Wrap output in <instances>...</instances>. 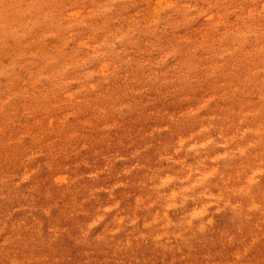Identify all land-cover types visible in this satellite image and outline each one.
Listing matches in <instances>:
<instances>
[{"label": "rangeland", "instance_id": "rangeland-1", "mask_svg": "<svg viewBox=\"0 0 264 264\" xmlns=\"http://www.w3.org/2000/svg\"><path fill=\"white\" fill-rule=\"evenodd\" d=\"M15 1L0 0V176L52 193L45 204L29 200L24 227L69 207L71 218L56 227L79 224L70 237L90 252V264L104 250L112 257L101 264H129L118 245L130 247L125 234L146 230L142 208L172 217L146 181L154 167L177 165L172 154L184 157L190 142L202 161L180 177L169 171L162 182L172 200L186 197L195 206L197 229L187 238L166 232L161 241L155 233L151 243L147 230L135 242L163 243L187 263L197 256L200 264H264V0H84L63 11L45 0H19L15 11ZM186 121L197 122L189 133ZM229 145L241 160H230ZM257 152L259 162L246 159ZM152 153L163 161L155 164ZM109 169L113 179L100 183ZM81 172L97 183L72 192ZM254 190L261 192L256 199ZM85 200L88 220L80 211ZM10 207L11 214L19 209ZM67 244L50 259L30 250L31 264H74ZM143 259L165 264L156 255Z\"/></svg>", "mask_w": 264, "mask_h": 264}, {"label": "bare ground", "instance_id": "bare-ground-1", "mask_svg": "<svg viewBox=\"0 0 264 264\" xmlns=\"http://www.w3.org/2000/svg\"><path fill=\"white\" fill-rule=\"evenodd\" d=\"M65 1V2H64ZM79 1L84 0H45L44 4L47 6H53L55 9L58 10H64V4H67L69 7L70 6H76ZM93 2H96L100 4L97 0H93ZM160 2L161 0H152V5ZM165 2V1H164ZM43 5V4H42ZM167 5V4H166ZM171 5V4H170ZM17 6V8H15ZM150 6V12H153L154 8ZM154 7V6H153ZM12 8L15 11H18L20 9L19 6V0H16ZM139 12L141 16L143 15L142 7H138ZM22 10H24L22 8ZM156 10V9H155ZM154 12H157L155 11ZM26 13L28 12L27 10ZM34 14V19L38 20L40 19V13L39 15L35 12V10H32ZM104 9L100 8V12L98 13V16L100 13H103ZM153 12V13H154ZM101 17V16H100ZM102 18V17H101ZM3 20V18H0V21ZM56 20H52L51 22H47L51 27L50 28H55L58 26V23H56ZM45 24V23H44ZM44 24H39L38 26L40 28L44 27ZM2 26L0 25V36L2 33ZM197 122H188L186 121V126L183 129L189 133L192 131V129L195 127V124ZM218 140L215 138V142ZM188 142V141H187ZM168 143V142H167ZM171 145L172 143H168ZM188 145L185 147V149L182 152L184 157H181L179 155H174L172 153V157L177 160V165H172L173 167L168 169L165 165L166 164H161L159 166L154 167V172L151 173L150 175V181H146V189L149 187L154 190V187L156 188L157 192L159 191V199L161 200V203H164L167 205V208L171 210L172 217H168V215H165L166 209H157L154 208L151 213L147 211L146 208H142L143 211V217L142 220H147L145 217H149V220H147L146 223L143 225L146 226V230L144 232H136V231H130L129 234H125L126 240L130 243V247L127 246H120L118 247H124L125 253L131 257V262L129 264H144V259L143 257H146V255L150 256H157V259L162 260L165 264H200V260L202 263V258L194 256L191 261L188 263L181 260V257L175 256L174 252L172 250H167L166 247H164L163 243L158 244V246H151V244L144 245L141 241V239L138 240V242H135L137 238L140 236H143V233H146L148 230V234L145 236L149 238L150 243L153 241L154 236L157 233L159 241H161L163 238V235L165 236L166 232L170 235H173L175 231H182L184 235L188 236V234L191 232H194L197 227L198 223L194 221L193 214H195V206L192 205V202L189 203L186 199V197H180L179 199H173L172 192L167 193L165 191L166 186L163 184L162 179L165 177L169 171H171L174 176L180 177L179 174L181 173L184 174V167H187L188 165L190 166H198L199 163L202 161L203 157L202 155L198 154L194 147L192 146L193 144L188 142ZM173 145H171L172 147ZM237 146H227L226 149L230 150V160L231 161H236L237 159H240V155L237 154ZM175 149V148H173ZM171 150L172 152L174 150ZM154 154V153H152ZM163 156L160 155V153H156L152 156L153 162L156 164L157 160H162ZM248 161L254 162L258 161L259 162V152L257 153H249L246 157ZM246 159L243 160V163L246 164ZM163 161V160H162ZM166 167V168H165ZM228 167L222 168L224 173H228ZM110 171H103V173L98 177L101 181L100 183H104L108 179H113L114 176V171L112 169H109ZM80 175V173H79ZM84 174L81 172V178L80 182H76L74 184L75 188L72 192H78L81 191V189H84V191L90 190V187L93 184L97 183V180L95 178H89L86 179V177L83 176ZM76 176V175H75ZM68 180L71 177V172L65 176ZM91 177V176H90ZM80 178V177H78ZM83 181V183H82ZM18 181L15 183L17 184ZM215 182V181H211ZM218 182V181H216ZM16 184H11L8 181V177H2L0 176V264H31L32 261L35 262L34 257H46V258H54V254H56V249L60 248L62 245V242H68V247L66 250H64L65 253H73L75 255L74 264H90V258H89V251H82L81 249L78 250V243L70 237L71 233L74 234L76 230L79 228V224L77 223L73 228H66V231L60 232L58 227H56V222L58 220H61L62 223H64L65 219L64 218H71V212L68 214L66 212L68 209L65 210V212H62V207L57 210L58 214L62 215V218L55 219L54 213H51V215L48 216L47 219H41L39 216H34V219L38 218V221L40 222L36 225L27 229L24 227V220L22 219V216L26 215L31 208V204L29 200L35 199V204H45V201H47L46 196L51 197L52 193H47V191H43L41 189H45L43 186H40V191H32L31 188L28 186L24 189H20L19 187H16ZM215 183H212L210 185H214ZM154 187H153V186ZM258 189H261L260 187L256 186ZM222 188V187H221ZM220 188V189H221ZM206 190L201 189L198 195V199L200 203L205 202L206 199L203 198V194ZM35 194H33V193ZM224 193V192H223ZM79 195V194H78ZM261 192L260 190H254L252 194V199H256L257 196H260ZM55 197H58L61 199V202L64 200L63 196L61 195H54ZM197 199V196L195 197ZM178 201H183L179 202ZM249 205H250V200H248ZM19 206L18 211L15 214H11L9 209L11 208L10 206ZM38 205H35L34 208H37ZM60 207V205H59ZM80 211H84L85 217L90 219V216H92L90 212V206H89V200H85L80 205ZM73 211V210H71ZM65 214V215H64ZM154 215V219L152 220V216ZM169 215V216H170ZM68 219V220H69ZM149 221V222H148ZM9 222L13 223L11 227V231H6V226L9 224ZM66 222V221H65ZM72 219L67 222L71 223ZM55 225V230H53L51 227ZM70 226V224H69ZM71 230V233H70ZM166 237V236H165ZM157 238V237H156ZM146 239V238H145ZM166 241V238H164ZM148 240V239H146ZM121 243V241H120ZM194 243H190V245H193ZM216 247H214L215 249ZM112 249V248H111ZM110 249V250H111ZM30 250H35L36 252L32 254ZM203 251V249H200ZM27 253L25 255L24 253ZM107 253V250H104L100 252L97 255H93V259H91V262L93 264H99L102 261H105L106 257H112V256H107L105 255ZM119 253V249L116 247L113 250V255L117 256ZM45 259V258H43ZM60 260H65V257L63 255L58 256V262H61ZM66 264V263H64ZM101 264V263H100Z\"/></svg>", "mask_w": 264, "mask_h": 264}]
</instances>
